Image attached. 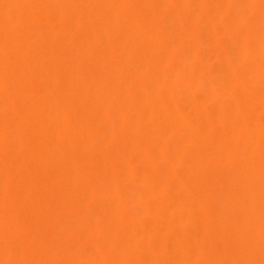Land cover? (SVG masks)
<instances>
[{
  "label": "bare ground",
  "instance_id": "6f19581e",
  "mask_svg": "<svg viewBox=\"0 0 264 264\" xmlns=\"http://www.w3.org/2000/svg\"><path fill=\"white\" fill-rule=\"evenodd\" d=\"M0 264H264V0H0Z\"/></svg>",
  "mask_w": 264,
  "mask_h": 264
}]
</instances>
